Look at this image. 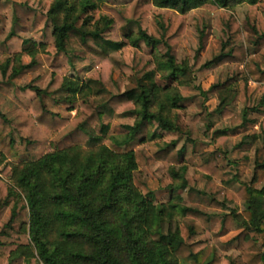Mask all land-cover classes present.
<instances>
[{"label":"trees","instance_id":"16d2710c","mask_svg":"<svg viewBox=\"0 0 264 264\" xmlns=\"http://www.w3.org/2000/svg\"><path fill=\"white\" fill-rule=\"evenodd\" d=\"M259 1L130 0L118 7L108 0H52L47 20L52 25L56 52L65 57L73 73L80 68L89 71L80 80L53 66L47 85L34 88L36 95L25 109L0 111V208L10 210L9 219L0 220V264L17 258L25 263L16 264H235L231 255L211 243L208 213L172 202L180 201L179 190L187 188L185 166L176 168L183 148L176 149L175 141H171L153 154L170 179L169 200L155 203L153 193L142 194L133 182L134 172L146 165L147 157L128 145L154 122L163 131L181 129L175 111L183 97L173 83L185 84L180 77L188 68L177 63L172 48L184 33L187 13L240 3L255 6ZM153 7L170 10L166 23L159 24L157 37L140 26ZM99 9L105 14L94 19L93 12ZM247 19L257 34L254 44L263 48L264 26L257 30L254 18L247 14ZM113 25L131 46L138 48L143 42L151 47L153 69L136 78L134 86L125 91L90 101L92 95L107 93L106 80L125 64L120 54L125 43L104 35ZM134 25L137 31H133ZM225 27L227 37L220 52L204 66L243 64L242 72L210 87L219 94L217 112L222 117H234L227 108L230 98L223 94L236 82L242 101L246 100L248 81L260 83V95L251 109L264 107V68L259 64L263 55L249 52L238 43L242 30L234 15L229 16ZM36 46L33 43L13 55L11 77L35 64L36 54L45 49L43 43ZM159 46L164 48L161 53ZM23 52L31 59L27 64L21 61ZM10 61L1 66L2 74ZM155 75L166 84H158ZM43 96L75 102V114L62 117L50 111ZM113 114L133 117L119 138L106 137L109 125L102 117ZM244 114L237 115L232 123L248 121ZM259 128L260 135L248 137L256 140L260 136L264 145V120ZM226 135L227 129L212 132L213 149L202 154L199 168L209 180L225 185L239 181L240 186L234 192L226 188L224 200L211 199L209 206L227 210L222 228L229 230L233 223L238 226L233 240L242 257L240 264H264V251L251 248L255 242L264 244V185L258 186L264 179V159L255 163L250 179L224 171L217 162L227 154L222 140ZM66 137L72 144L58 149L57 144ZM49 146L53 150L46 151ZM231 199L242 201L245 209L237 212L228 208L226 201ZM185 218L192 222L185 223Z\"/></svg>","mask_w":264,"mask_h":264},{"label":"rangeland","instance_id":"374dc122","mask_svg":"<svg viewBox=\"0 0 264 264\" xmlns=\"http://www.w3.org/2000/svg\"><path fill=\"white\" fill-rule=\"evenodd\" d=\"M130 0H108V3L118 7H124ZM150 2L151 0H143ZM52 0H0V111L8 112L15 108L25 109L30 100L36 95L35 87L44 88L50 80L51 68L59 66L66 76H77L84 79L89 68H80L73 73L62 54H58L54 48V40L51 34L52 25L47 20V11ZM169 9L153 7L148 17L140 21V26L153 36L160 35V23H166ZM105 14L101 9L93 12L94 19ZM247 14L254 18L253 25L257 30L264 26V0H260L255 6L247 3H240L228 8H219L213 11L205 8H197L189 11L186 16V26L183 35L178 39L172 48L175 60L184 64L188 70L180 79L185 84L177 86L183 101L177 114L179 132H167L157 128L156 123L150 124L139 132L133 141L129 143L132 149L141 150L147 157L145 166L139 167L133 174V182L138 190L148 195L153 193L155 203H163L169 200L170 179L163 171V163L156 160L153 154L166 143L175 141L176 149L183 148L178 169L181 166L186 168L187 188L179 190L180 201L172 200L184 207L200 209L210 215V239L211 243L219 247L221 252L231 255L235 264H240L242 257L237 250L235 240L231 238L239 231L236 223H233L229 230L221 227L222 216L227 210H220L209 206L211 199L224 200L225 190L234 192L240 182L236 181L229 185L222 184L216 180H209L200 170L202 154L213 149L211 136L215 129H227V135L223 138V145L227 151L226 156L218 159V166L224 171L237 173L241 179H250L253 175L256 162L264 159V145L259 136L251 140L248 136L260 135L259 124L264 120V107L258 110L251 108L256 105L260 95V83L248 81L245 89V101L241 100L239 82L232 84L226 97L230 98L227 108L234 114V117H222L216 110L219 104V94L210 87L213 84L223 83L228 78L242 72L243 64L225 63L219 66H204V63L218 54L223 42L226 40L225 23L230 15H234L241 27L242 38L238 43L243 44L249 52L260 53L262 58L259 64L264 68V47L259 48L254 44L257 34L247 19ZM137 31V26H133ZM107 38L115 41H123L125 44L120 54L125 64L120 69H115L112 75L106 80L104 86L107 93L92 95L90 101H99L107 98L110 94H117L134 86L135 79L141 77L145 72L153 69L152 49L139 42V47H133L120 35L115 25L104 34ZM29 41L24 43V41ZM201 42V44H200ZM35 43L45 45V49L35 56V64L23 70L19 75L11 77L14 54L22 51L24 47H31ZM160 53L164 51L162 46L157 48ZM7 59H11L5 74H2L1 66ZM30 57L23 52L21 61L24 64L30 62ZM158 84H166V80L155 75ZM43 102L47 109L58 113L62 117H72L76 111V103L56 101L51 96H43ZM246 112L244 114V110ZM248 120L244 123H232L237 115ZM103 122L109 125L107 136L122 137L126 133L125 125L133 121L130 115L120 116L113 114L104 115ZM154 134V135H153ZM153 135V136H152ZM246 140L241 143L243 137ZM241 143V144H240ZM69 138H63L57 148L61 149L71 145ZM53 150L52 146L45 149ZM264 185V179L258 184ZM226 206L241 212L245 209L242 201L231 199L226 201ZM215 210L216 212H212ZM10 217L8 207L0 208V220L7 221ZM187 224L192 219L185 218ZM230 231V232H227ZM197 238H204L198 236ZM260 243L255 242L252 249H260ZM210 246L207 248V253ZM1 253V248H0ZM18 262L25 263L23 258L9 261V264ZM1 264H7L2 262Z\"/></svg>","mask_w":264,"mask_h":264},{"label":"crops","instance_id":"0c3cea01","mask_svg":"<svg viewBox=\"0 0 264 264\" xmlns=\"http://www.w3.org/2000/svg\"><path fill=\"white\" fill-rule=\"evenodd\" d=\"M212 212H216V211H215V210H212ZM227 232H230V231H227ZM238 232H239V231H236L235 235H236ZM235 235H234V236H235ZM234 236H233V237H234ZM233 237L231 238V240H233ZM254 244H255V243H254Z\"/></svg>","mask_w":264,"mask_h":264},{"label":"built area","instance_id":"2783aa9c","mask_svg":"<svg viewBox=\"0 0 264 264\" xmlns=\"http://www.w3.org/2000/svg\"><path fill=\"white\" fill-rule=\"evenodd\" d=\"M262 251H264V244H263V246H262Z\"/></svg>","mask_w":264,"mask_h":264}]
</instances>
